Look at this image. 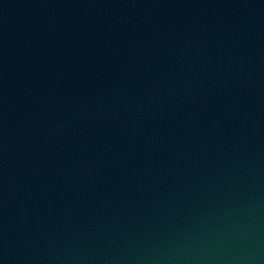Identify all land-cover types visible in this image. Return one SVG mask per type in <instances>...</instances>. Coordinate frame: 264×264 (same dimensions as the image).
<instances>
[{
    "label": "water",
    "instance_id": "obj_1",
    "mask_svg": "<svg viewBox=\"0 0 264 264\" xmlns=\"http://www.w3.org/2000/svg\"><path fill=\"white\" fill-rule=\"evenodd\" d=\"M0 264H264V0H0Z\"/></svg>",
    "mask_w": 264,
    "mask_h": 264
}]
</instances>
